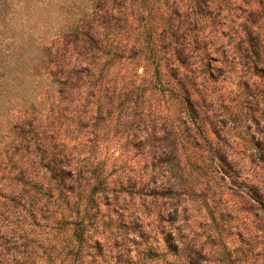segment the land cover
<instances>
[{
    "label": "trees",
    "instance_id": "trees-1",
    "mask_svg": "<svg viewBox=\"0 0 264 264\" xmlns=\"http://www.w3.org/2000/svg\"><path fill=\"white\" fill-rule=\"evenodd\" d=\"M88 2L0 85V264H264V0Z\"/></svg>",
    "mask_w": 264,
    "mask_h": 264
},
{
    "label": "rangeland",
    "instance_id": "rangeland-1",
    "mask_svg": "<svg viewBox=\"0 0 264 264\" xmlns=\"http://www.w3.org/2000/svg\"><path fill=\"white\" fill-rule=\"evenodd\" d=\"M75 1L0 0V85L5 94L25 92L34 98L42 91L45 76L31 67L38 66L43 48L72 13L88 11V0H77L72 9Z\"/></svg>",
    "mask_w": 264,
    "mask_h": 264
}]
</instances>
